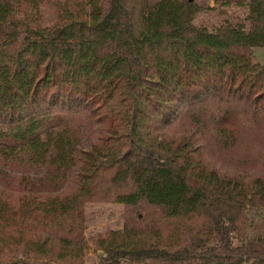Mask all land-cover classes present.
I'll return each mask as SVG.
<instances>
[{
	"label": "trees",
	"instance_id": "obj_1",
	"mask_svg": "<svg viewBox=\"0 0 264 264\" xmlns=\"http://www.w3.org/2000/svg\"><path fill=\"white\" fill-rule=\"evenodd\" d=\"M223 1L246 14L209 29L193 0H0V264H83L101 203L124 216L90 237L100 264H264V239L229 236L264 208V166L198 139L264 143V0Z\"/></svg>",
	"mask_w": 264,
	"mask_h": 264
},
{
	"label": "rangeland",
	"instance_id": "obj_2",
	"mask_svg": "<svg viewBox=\"0 0 264 264\" xmlns=\"http://www.w3.org/2000/svg\"><path fill=\"white\" fill-rule=\"evenodd\" d=\"M194 4L200 7L194 17L195 25H202L209 29L222 23H237L243 20L246 10L226 4L223 0H193ZM41 19L45 25H50L55 20L54 11L50 4L43 3L40 8ZM252 60L264 65V47L257 46L250 49ZM188 126V125H185ZM176 130L183 127L176 125ZM208 135L202 134L198 139L202 142V153L210 162L223 169L240 172L250 175L251 171L260 170L264 166V143H260L259 137H254L247 130L238 132V141L233 149H221L207 141ZM124 212L120 206L101 203L89 204L86 206V229L85 239L88 243V250L83 259V264H100V259L105 255L94 251V245L90 237L97 236L107 230L120 229ZM243 219L239 231L229 233L232 246H236L248 239H264V208L245 206ZM198 223L205 230L201 220L192 221L193 227ZM250 264V263H242Z\"/></svg>",
	"mask_w": 264,
	"mask_h": 264
},
{
	"label": "water",
	"instance_id": "obj_3",
	"mask_svg": "<svg viewBox=\"0 0 264 264\" xmlns=\"http://www.w3.org/2000/svg\"><path fill=\"white\" fill-rule=\"evenodd\" d=\"M190 1V0H189Z\"/></svg>",
	"mask_w": 264,
	"mask_h": 264
}]
</instances>
